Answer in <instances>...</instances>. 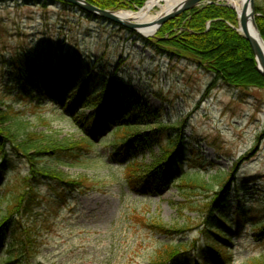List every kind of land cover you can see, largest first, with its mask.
I'll use <instances>...</instances> for the list:
<instances>
[{
	"label": "rangeland",
	"instance_id": "obj_1",
	"mask_svg": "<svg viewBox=\"0 0 264 264\" xmlns=\"http://www.w3.org/2000/svg\"><path fill=\"white\" fill-rule=\"evenodd\" d=\"M212 1L236 10L228 0ZM120 10L133 9L114 11ZM158 31L144 36L59 2L0 0V114L13 110L46 136L39 147L48 137L72 144L84 139L67 107L73 103L74 115L81 117L92 110L77 89L69 97L64 93L63 106L44 88L23 92L12 65L16 56L30 54L33 65L39 54L53 53L56 62L70 60L100 83L109 82L117 101L144 107L136 111V140L125 154L109 143L112 135H99L75 156L34 161L36 170H55L85 186L60 188L55 180L40 178L33 214L21 223H15L17 216L4 222L8 242L14 224L31 231L35 243L21 264H153L165 245L180 242L190 251L178 264H196L201 249L217 242L226 249L219 247L222 261L214 264L264 260V88L234 89L196 60L140 38H154ZM108 115V124L116 126ZM172 142L181 146L173 162L179 175L145 195L133 178L152 169ZM5 148L10 169L0 194L8 196L15 177L29 173L31 161L12 153L9 144ZM129 164L138 165L135 173L127 171ZM182 174L209 189L186 185ZM6 205L2 200L0 210ZM154 219L169 231L150 227L147 221ZM215 227L225 230L229 242L219 241Z\"/></svg>",
	"mask_w": 264,
	"mask_h": 264
},
{
	"label": "trees",
	"instance_id": "obj_2",
	"mask_svg": "<svg viewBox=\"0 0 264 264\" xmlns=\"http://www.w3.org/2000/svg\"><path fill=\"white\" fill-rule=\"evenodd\" d=\"M27 1H38L44 5L50 2L69 4L61 0ZM146 1L88 0L100 8L112 10H138L144 6ZM256 12L258 14L256 17L257 26L264 39V0H256ZM238 24V14L235 9L212 1L168 21L154 38H140L152 47L161 45L171 55L196 60L200 65L213 72L217 80L234 89L264 88V76L258 68L249 42L237 31ZM30 56V54L16 56L15 60L12 61L23 92L29 95L37 93L40 88H44L51 100L63 106L64 93H66V97H69L77 89L81 101H83L82 99L86 101H84V107H88L92 111L86 116H75L76 107L73 103L69 104L67 111L72 114L79 131L84 133L85 138L72 144L70 141H56L48 137L41 147L38 145L46 136L32 131L30 129L31 124L19 114L13 110L0 114V154H2L0 157V185L5 173L10 169V161L7 158L8 151L5 148L7 144L12 148V153L31 161L29 173L24 177H15L17 181L11 188L12 192L8 196L7 194H0V207L2 200L7 201L6 207L0 210V252H5V256L0 259V264H21V259L27 258V255L32 251L30 247L35 241L32 240L29 227L14 224L11 233L12 242H8L4 222L6 220L12 222V218L17 216L15 223H21L20 218L33 214L39 204L41 177L55 180L60 188L66 186L71 189H78L85 186L84 180L66 178L55 170H36L34 161L60 157L63 153L75 156L77 149L89 150L91 147L90 139H97L99 135H112L113 139L109 143L116 146L122 154H125L127 144L136 140L135 128L138 125V122H135L138 119L136 111L140 112L144 109L139 104L132 102L124 104L123 101H117L109 82L103 80L100 83L99 79L93 76L91 72L85 74L81 66L74 67L70 60L56 62L55 54L51 53L48 56L42 53L37 57L35 64L30 65ZM89 99H91L90 102H88ZM107 114H109V118H115L116 126L108 124L110 121L106 117ZM163 150L162 158L152 169L150 167L145 175L142 174L133 178L135 183H139L143 187L142 193L145 195L149 193L151 188L169 184L179 175L177 169L173 167V162L176 161L181 150L179 142H172L163 147ZM137 166L129 164L127 171L133 174L135 173L134 168ZM181 178L186 185H192L191 187L199 185L204 189H209L207 184H200L198 179L191 178L187 174H182ZM228 186V183L227 185L223 183L222 188L228 189ZM191 189L196 191L195 188ZM59 195L63 196V194ZM147 222L154 229H160L163 232L169 231L157 219ZM212 232L219 237L220 242H229L224 236L226 232L223 228L215 227ZM219 247L226 249V246L219 242L217 245L208 244L206 248H202L203 254L199 261L201 260L202 264L221 262L222 256ZM189 251L190 246L187 243L165 245L163 251L159 253L157 261L153 264L159 261L162 264H178L179 258H182ZM199 261L196 264H201ZM259 264H264V260L259 261Z\"/></svg>",
	"mask_w": 264,
	"mask_h": 264
},
{
	"label": "water",
	"instance_id": "obj_3",
	"mask_svg": "<svg viewBox=\"0 0 264 264\" xmlns=\"http://www.w3.org/2000/svg\"><path fill=\"white\" fill-rule=\"evenodd\" d=\"M66 3L72 4L77 8H80L88 14H92L95 17L102 18L112 23L124 26L131 31L139 32L138 25L132 22H126L118 17L114 10L103 9L90 2L88 0H61ZM209 0H184L182 3L173 7L168 13L160 17L156 23V31L160 29L166 22L180 16L186 11H190L197 8ZM239 28L238 32L249 42L252 52L258 64V68L264 76V39L258 29L256 22V0H245L243 8L238 12ZM255 28L258 36L252 34L251 28ZM140 33V32H139ZM156 33V32H155ZM155 33L153 35H155ZM141 34V33H140ZM151 35V36H153Z\"/></svg>",
	"mask_w": 264,
	"mask_h": 264
},
{
	"label": "bare ground",
	"instance_id": "obj_4",
	"mask_svg": "<svg viewBox=\"0 0 264 264\" xmlns=\"http://www.w3.org/2000/svg\"><path fill=\"white\" fill-rule=\"evenodd\" d=\"M184 0H147L141 9L120 10L115 14L126 22L136 23L138 31L144 36H151L156 32V23L160 17L168 13L173 7L182 3ZM238 12L241 11L245 0H228ZM252 34L259 37L255 28H251ZM263 49L264 46L262 45Z\"/></svg>",
	"mask_w": 264,
	"mask_h": 264
}]
</instances>
